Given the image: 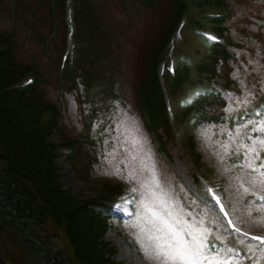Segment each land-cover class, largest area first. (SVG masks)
<instances>
[{
  "label": "trees",
  "instance_id": "obj_1",
  "mask_svg": "<svg viewBox=\"0 0 264 264\" xmlns=\"http://www.w3.org/2000/svg\"><path fill=\"white\" fill-rule=\"evenodd\" d=\"M131 2L142 14L154 13V20L159 19L160 24L168 26L158 36L156 44L139 57L143 71L138 90L139 104L152 123L159 124L164 116V106L158 70L161 61L169 58L167 44L184 15L194 24H205L222 35L220 38L226 39V43L211 45L207 51L209 62L199 61L198 65H204L202 67L209 68L212 73H228L224 66L229 65L232 56L228 38L240 43L233 25L237 22L238 9L229 0H160L155 4L152 1L147 3V0H0V214L3 216L0 227L9 222L5 212L9 207L14 215L36 220L31 194L40 193L43 201L52 202L46 218L57 227L64 226L63 230L69 235L67 242L71 246V255L79 264H109L99 245L93 244V231L102 223L88 214L78 201L64 200L56 180L52 183L48 178L36 179L27 158L39 155L49 159L55 152L53 144L61 143L55 141L59 123L53 114L54 108L58 116L60 108L44 98L43 86L50 85V78L54 79V74L59 72L63 39L70 28L76 32L74 60L72 66L59 72L60 78H55L54 85L60 88L63 85L65 91H72L77 86L89 88L88 103L94 102L93 96L106 88L107 81L113 84L120 81L125 86L122 79L126 77V71L120 61H124L123 49L129 39L123 42L120 35L123 29L120 25L116 27V21L122 17L124 28L135 21L136 15L129 9ZM240 25L242 31H251V34L242 33L243 45L262 42L258 34L260 27L252 33L251 23ZM260 46L264 49V44ZM176 66L173 76L180 85L186 82L189 68L187 65L178 66V60ZM212 73L208 72L210 76L214 75ZM30 75H36L33 86L23 87L24 80ZM166 76L169 78L167 73ZM48 137L54 143H49ZM65 143L69 146L71 141L67 139ZM74 163L85 166L84 156ZM111 188H108L109 192ZM100 197L109 198V195L105 193ZM0 246H13L28 255L29 261L34 260V264H68L67 249L55 242L32 246L27 240L0 234ZM18 262L16 256L0 251V264Z\"/></svg>",
  "mask_w": 264,
  "mask_h": 264
},
{
  "label": "rangeland",
  "instance_id": "obj_2",
  "mask_svg": "<svg viewBox=\"0 0 264 264\" xmlns=\"http://www.w3.org/2000/svg\"><path fill=\"white\" fill-rule=\"evenodd\" d=\"M152 3H156V0H151ZM233 6L238 9L236 12L237 15V22H235L234 25V31L237 36H241L243 32L245 34L250 33L247 30L242 31V27L240 23H251L253 20L251 19L250 15H246L245 13L248 11H251L250 8L252 6L253 10L252 13L259 14L262 19H264V0H232ZM164 7V3H163ZM129 9H131L135 15L136 19L131 24L134 26H129L128 24L124 28L122 26L124 20L122 17L116 21V27L120 25V28L123 30H120V35L123 36V42L125 43L128 39L127 45L123 49L122 58L124 60V65H122L123 70L125 69V74L128 76L127 81L125 82V86L121 84L120 81H118V91L123 96L124 101L129 105L135 104V83L139 82V75H140V60L139 57L144 55L148 50L150 46H153L158 41V36L162 33L163 30H166L168 26L160 24L159 19L156 21L154 18L156 17V14L154 13H148L146 16L145 14H142V12L138 9H136V5L131 3L129 6ZM144 16V17H143ZM186 17V20L183 23L182 29H181V40L179 43V50L185 54V56L190 60L192 63H198L199 61H206L209 62L208 57L210 56L207 54L208 48L212 47L207 41H205L202 37H200L196 33V29H202L204 31H208L207 29H203L201 27H198L197 22L195 24L187 17V15H184ZM143 19L144 24H142L141 20ZM145 26V27H144ZM178 30V28L176 27ZM124 33V34H123ZM222 36V35H221ZM175 40V35L173 37ZM223 43L225 42V38H222ZM220 47H223L221 45ZM242 55H244V61L245 64L239 69V74L241 77L240 80H243L244 83H246V80H254L255 73L252 71V68L256 66V72L258 77H260V71L257 60L253 58L252 55L246 54L245 52H242ZM173 60L176 62L177 57H175V54L172 56ZM181 62L182 60L179 59ZM264 62V61H263ZM169 66V65H168ZM204 66V65H201ZM251 70H250V68ZM120 70V69H119ZM264 76V73H263ZM116 79V76H115ZM239 80V81H240ZM51 84L50 85H44V98L52 103H59L62 107V111L64 113V116L61 117L59 122V131L56 133V138L60 139L63 135L69 136L70 139H75V133L81 132V113L82 109L85 108V106L80 107L78 105L84 103L81 100H78V103L75 102L74 99H72L70 96L65 98H60L59 91L57 87L54 85L53 77L50 78ZM166 87L168 88V79H166ZM240 90L239 97L244 96V90L241 87L238 88ZM252 93V92H251ZM250 98V103H252V96ZM253 106V105H249ZM87 116V115H85ZM83 116V117H85ZM201 148L204 151H207L208 147L207 145H201ZM224 148H212L210 147V151L205 153V157L208 164H212L216 167L218 176H227L230 174L227 170L223 168V152ZM175 159V165L177 167V170L179 172V175L182 176L186 163L184 160L176 153L172 152ZM200 153V152H199ZM148 166L152 168L160 180L162 186L164 187L165 191L168 193L170 200L177 205L178 207L182 208L183 211L187 214V217L189 219H195V220H201L198 215H192L190 212L187 211L182 206L183 201L186 199L183 195L182 190L178 186L177 182L173 178L172 171L168 170L167 165L162 161V164L159 163V161L155 162L153 159L149 156ZM204 158V157H203ZM112 163H98L94 168H90L87 165L82 166L80 163H72L67 165H64L60 171V181L61 184L65 189H70L71 191V197L73 201H80L83 199L95 197V196H104V194H108L111 196L115 192V186L126 183L132 188L134 183H129L126 180V177L128 176L129 168L131 167V164H135L138 168L140 165V160L137 159L136 161H133L129 163L125 160V162H120V160H116L115 157L112 158ZM116 160V161H115ZM162 160V159H161ZM60 165H63V163H59ZM126 164L128 165L126 167ZM223 170L221 171V168ZM119 168L121 175L125 177V179H119L116 175L113 173L116 171V169ZM233 177V175H232ZM178 178V176H177ZM239 177L232 178V181L236 184L238 183ZM111 188V191H108V188ZM109 192V193H108ZM240 192L238 189H235V196H239ZM243 195V192L242 194ZM139 196V195H138ZM140 199V197H139ZM136 221V220H135ZM134 222L131 223V225H134ZM213 225V223H212ZM28 224L23 227L22 233H27L29 235H32L34 232V228L30 226V230L27 229ZM121 227L119 230L111 229L107 236L106 240L110 241L114 247L116 248V255L114 259L121 264H141L142 262V252L139 251V246L136 244V242L133 239L132 235H129V233H135L136 229L134 227ZM17 227V230L20 228ZM62 228V227H61ZM47 231L49 235H51L53 232L56 234H60L58 236V239L60 242L66 243V237L64 236V233L59 227H54L51 222H48L44 227L39 228V236L42 237ZM124 232L127 233L126 235H121ZM217 234V231L212 232V236L215 239V236ZM126 237L130 238V241L126 243ZM219 242L216 241L215 243ZM65 245V244H64ZM1 252H6L8 255H13L17 257L18 264H29L31 261L28 259V255H22L21 252L17 251L13 248V246L9 247H1ZM32 264H34V260L32 261Z\"/></svg>",
  "mask_w": 264,
  "mask_h": 264
},
{
  "label": "snow or ice",
  "instance_id": "obj_3",
  "mask_svg": "<svg viewBox=\"0 0 264 264\" xmlns=\"http://www.w3.org/2000/svg\"><path fill=\"white\" fill-rule=\"evenodd\" d=\"M261 67L264 68V65ZM240 84L244 90V96L236 98L235 102L246 106L250 103L249 97L252 93L248 91L243 80H240ZM200 95V92L195 93L196 97ZM228 96L231 98V94ZM184 103L191 104L192 99ZM254 114L260 116L261 119H248L241 125L247 128L250 124L251 132L242 134L241 129L237 128L236 136L229 134V142L222 145L227 152L230 145L235 143L241 135L244 140L250 141V143L243 141L235 143L236 154L239 156L242 153L243 155V163L239 164L242 172L239 177V188L242 189L243 194L255 193L257 189L264 191V157H262L264 154V113L257 111ZM122 123H127V121ZM254 132L260 135L253 136L251 133ZM123 143H128L127 136ZM136 143L137 141L133 140L132 148L125 147L124 149L125 160L129 163L137 160V156L133 154L136 152ZM113 174L119 179H125L119 168ZM126 180L134 183L135 186L131 188V191L138 193L140 197L136 201L138 211L135 214L136 221L132 226L136 231L135 233L130 232L129 235L133 236L139 246V251L142 252L141 264H233L236 257L235 248L219 232L215 239L223 247L214 246L209 239L213 230L206 226L203 219H189L183 209L170 200L152 168L143 162L140 163L139 168L131 164ZM257 199L264 201V195L257 196ZM260 211L264 212V209ZM248 214L251 216V210ZM235 231L239 233L240 230L237 228ZM251 239L264 245V236H252ZM248 251L252 253L253 249L249 247ZM260 254L264 257V248L260 249Z\"/></svg>",
  "mask_w": 264,
  "mask_h": 264
}]
</instances>
